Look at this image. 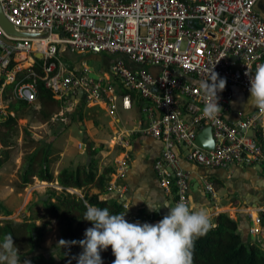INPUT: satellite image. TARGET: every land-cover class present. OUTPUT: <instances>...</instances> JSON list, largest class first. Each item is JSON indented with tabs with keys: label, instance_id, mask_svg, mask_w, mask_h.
I'll return each mask as SVG.
<instances>
[{
	"label": "built area",
	"instance_id": "1",
	"mask_svg": "<svg viewBox=\"0 0 264 264\" xmlns=\"http://www.w3.org/2000/svg\"><path fill=\"white\" fill-rule=\"evenodd\" d=\"M258 2L0 0L15 31L38 35L16 37L0 26V111L13 102L34 106L40 85L52 101L102 108L115 123H120L119 109H137L145 117L132 133L161 145L153 163L160 187L174 196L175 204L190 206L191 174L182 163L207 170L237 166L264 171V118H256L257 108L230 118L235 93L250 94V77L264 64V17L255 9ZM67 53L113 61L93 79L83 62L66 64L62 58ZM213 72L227 80L218 93L223 112L216 122L202 117L200 87L212 81ZM207 127L211 150L195 141ZM128 161L125 154L117 178H125ZM125 190H117L124 212ZM204 190L212 194V183L204 181ZM255 224L261 227L257 214Z\"/></svg>",
	"mask_w": 264,
	"mask_h": 264
},
{
	"label": "rangeland",
	"instance_id": "2",
	"mask_svg": "<svg viewBox=\"0 0 264 264\" xmlns=\"http://www.w3.org/2000/svg\"><path fill=\"white\" fill-rule=\"evenodd\" d=\"M62 60L66 64L71 63L75 66H79L83 62L89 68L90 77L93 79H97L99 72L107 70L113 61L111 57H86L77 54H70L69 57L62 58ZM249 99L250 94L239 93L235 105L246 106L248 102H251ZM15 104L16 102H13L3 112L0 111V120L6 119L7 116L13 117L10 113L17 120L16 127L10 131L0 127V209L10 212L9 217L0 214V220L18 222L27 220L41 226L45 220L42 201L50 196L51 191H55L57 194L61 193L62 189L56 181L45 183L32 177L28 184L22 183V169L30 159L33 160L34 173L48 165L54 179L57 178L61 170L85 165L90 158L97 161L99 172L106 167H113L115 173L111 176L110 187L102 198L120 202L117 190L124 185L125 178H117L120 173L119 161L125 154L132 157V146L137 136L132 131L136 127V121L145 117L144 113L137 109L130 112L119 109L117 114L120 123H115L107 111L98 107H80L76 104L66 106L50 100H38L34 106L19 107L15 111L12 110ZM139 159L138 166L131 164L134 177L132 178L130 175L128 184L130 188L135 187L139 191L147 193L151 190L152 184L149 159H146L145 162L143 158ZM221 185L215 187L216 192L223 187ZM226 189L223 188L218 193L217 197H220V200H217L218 205L221 208L226 207L233 210L228 211L229 216L235 220V215L237 219L235 221L238 223L239 215L246 214V212L240 211L247 208V205L241 204L238 196L234 195L239 194L236 188ZM67 192L77 197L82 195L79 190L68 189ZM240 192L249 196V192L244 188ZM209 198L215 201L213 198ZM192 200L194 205V201L198 200V197ZM213 201H209V205L212 207ZM254 202L258 207L264 208V199L259 201L255 198ZM234 208L238 209L239 213L235 212ZM261 212H264V209ZM261 212L250 213L252 221L248 220L249 228L255 232L249 235L254 238L252 243L259 245L263 243L261 246L264 247V240L259 241L264 228L255 224L256 214L260 217ZM127 221L133 223V220ZM250 240L253 239L250 238ZM61 251L60 230L57 223L51 221L36 248L26 253L19 252V255L21 264H25V261L28 264H62Z\"/></svg>",
	"mask_w": 264,
	"mask_h": 264
},
{
	"label": "trees",
	"instance_id": "3",
	"mask_svg": "<svg viewBox=\"0 0 264 264\" xmlns=\"http://www.w3.org/2000/svg\"><path fill=\"white\" fill-rule=\"evenodd\" d=\"M39 100H50V92L40 85ZM19 107L27 108L28 105L16 102L12 110ZM17 125L15 117L7 116L0 120V127L10 131ZM115 173L113 167H106L101 172L98 170L97 161L90 158L85 165L74 169H63L54 179L48 165L38 172L33 171V160L30 159L22 169L21 179L23 184H28L30 178L36 177L40 182H57L62 189L60 194L50 192V196L42 201L45 220L37 226L27 220L13 221L0 220V243L10 234L14 245L19 252L26 253L36 248L37 243L43 238L44 232L51 221H55L60 230V248L62 264H77V258L83 249L79 241L85 238L86 229L93 225L84 220L86 212L85 202L101 209L108 208L110 214L124 213L122 206L114 199L102 198L109 188L111 176ZM68 189L79 190L81 197L69 194ZM0 214L9 217L10 212L0 209ZM161 218L150 217L140 211L133 223L154 224ZM260 224L264 228V212L260 213ZM215 227L206 235L195 242L194 264H264V247L256 243H244L238 230L237 221L230 218L228 213H220L214 222ZM61 241L66 242L61 243ZM103 264H113L115 257L109 247L100 253Z\"/></svg>",
	"mask_w": 264,
	"mask_h": 264
},
{
	"label": "clouds",
	"instance_id": "4",
	"mask_svg": "<svg viewBox=\"0 0 264 264\" xmlns=\"http://www.w3.org/2000/svg\"><path fill=\"white\" fill-rule=\"evenodd\" d=\"M249 74V71L245 73ZM226 84V78H220L215 72L211 82H201L203 118L219 120L223 109L219 106L218 93L225 90ZM249 91V101L258 109L256 118H264V64L258 65L250 77ZM146 205L150 212L161 209ZM85 207L83 219L93 226L86 229L85 238L79 241L83 251L77 264H103L100 253L109 247L115 257L113 264H194L196 240L215 227L207 210L192 208L184 201L171 206L156 224L130 223L125 213L110 214L108 208L101 209L87 202ZM0 264H21L19 249L10 234L0 243Z\"/></svg>",
	"mask_w": 264,
	"mask_h": 264
},
{
	"label": "crops",
	"instance_id": "5",
	"mask_svg": "<svg viewBox=\"0 0 264 264\" xmlns=\"http://www.w3.org/2000/svg\"><path fill=\"white\" fill-rule=\"evenodd\" d=\"M255 9L264 17V0H259V2L256 4ZM67 57L70 56V54L67 53ZM244 94L240 91H237L235 93V99L232 107V111L230 112V118L235 119V113L237 111H242L244 113L248 112H254L256 110V107L253 106L251 102H248L246 106H237L236 104V98L237 94ZM249 95V94H247ZM249 106V108H248ZM14 117V116H13ZM133 154L132 157H129V167L124 179V185L122 187H125L124 197L126 199V203L128 205V210L125 212V219L126 220H133V218L138 215L140 211H144L145 214H147L150 217L154 218H163L167 212L169 211V208L171 206H175V198L173 195H169L163 191V189L160 187L157 177L153 171V163L158 157L161 145L156 140L142 136L137 134L136 139L133 143ZM139 158H143V161L145 162L146 159H149V170L152 174V184H151V190L146 192L139 191L137 188H130L129 177L130 175L132 178L134 177V172L131 170V164H135V166L139 165ZM182 167L189 171L191 174L190 178V207L192 208H204L208 211L209 215L212 218V222H215V218L220 213H228V211H233L226 207H219L217 200H220V197H217L218 193L223 189L227 188L226 190H231L236 188V190L239 192V194H234L238 196L239 202L241 204H246L247 208L241 210L240 212H246L244 215H239L240 221L238 222V229L241 234L242 241L244 243H252L254 241V238L249 235L250 230V222L248 221L250 219L249 215L252 211H255L256 213L261 212L263 207H258L257 204L254 202V199L257 198L259 201L264 199V171L259 167H230L227 170L224 169H203L196 167L191 164L182 163ZM219 173V174H217ZM227 180V181H226ZM204 181L210 182L213 185V193L210 194L204 190ZM222 184V185H221ZM217 185L223 186L219 191L216 192L215 187ZM244 188L249 192V196L245 195L244 193H241V189ZM226 192V191H225ZM196 194V195H195ZM222 196V195H221ZM198 197V200L194 201L193 205V198L195 199ZM209 197L213 198L215 201L210 199ZM213 201L214 205L213 207L209 205V201ZM147 204H151L154 207L161 208L158 212H150L148 210ZM239 204V203H238ZM205 205V206H204ZM209 205V206H208ZM235 212H238V209L234 208ZM252 218V217H251ZM234 219H236V216L234 215ZM159 221H156L157 223ZM261 237L259 238V241L264 240V231L261 232ZM244 234V237H242ZM263 235V236H262ZM251 236V237H250ZM252 238L253 240H250ZM263 245V243H261Z\"/></svg>",
	"mask_w": 264,
	"mask_h": 264
},
{
	"label": "water",
	"instance_id": "6",
	"mask_svg": "<svg viewBox=\"0 0 264 264\" xmlns=\"http://www.w3.org/2000/svg\"><path fill=\"white\" fill-rule=\"evenodd\" d=\"M0 26L3 28V30L10 35L16 36V37H23V38H36L38 35L34 34H27V33H19L15 31V29L10 25L6 19L4 18L2 11L0 9ZM36 58H40V55H36ZM196 144L204 149V150H211L213 148V140L211 136V129L209 127L204 128L196 137Z\"/></svg>",
	"mask_w": 264,
	"mask_h": 264
},
{
	"label": "bare ground",
	"instance_id": "7",
	"mask_svg": "<svg viewBox=\"0 0 264 264\" xmlns=\"http://www.w3.org/2000/svg\"><path fill=\"white\" fill-rule=\"evenodd\" d=\"M255 211H252V213H254Z\"/></svg>",
	"mask_w": 264,
	"mask_h": 264
}]
</instances>
